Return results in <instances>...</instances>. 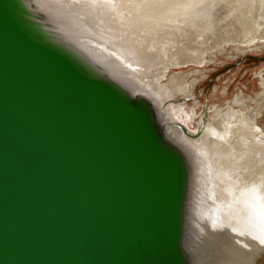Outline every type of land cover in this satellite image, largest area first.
I'll return each instance as SVG.
<instances>
[{"label": "water", "instance_id": "obj_1", "mask_svg": "<svg viewBox=\"0 0 264 264\" xmlns=\"http://www.w3.org/2000/svg\"><path fill=\"white\" fill-rule=\"evenodd\" d=\"M33 1L0 0V264H189L192 156Z\"/></svg>", "mask_w": 264, "mask_h": 264}, {"label": "bare ground", "instance_id": "obj_2", "mask_svg": "<svg viewBox=\"0 0 264 264\" xmlns=\"http://www.w3.org/2000/svg\"><path fill=\"white\" fill-rule=\"evenodd\" d=\"M164 1L33 2L60 22L68 20L58 24L100 51L105 71L128 88L133 100L144 99L154 109L166 141L192 156L189 264H256L264 256V132L257 126L264 112V76L257 73L262 92L256 98L240 91L224 107L213 106L208 119L196 121L200 105L188 107L187 101L194 99L201 80L196 76L204 73L199 67L217 63L228 44H234L232 54L241 55L250 49L246 46L264 42V0ZM191 65L187 73L175 72L158 84L171 69ZM169 105L196 126L185 128L201 132L199 138L176 124Z\"/></svg>", "mask_w": 264, "mask_h": 264}, {"label": "rangeland", "instance_id": "obj_3", "mask_svg": "<svg viewBox=\"0 0 264 264\" xmlns=\"http://www.w3.org/2000/svg\"><path fill=\"white\" fill-rule=\"evenodd\" d=\"M260 6L264 8V1ZM230 45L228 44L225 51L218 56L217 63L210 64L206 67H199V69L204 70V73L196 76L201 80L194 89V99L187 101L188 107H192L195 102H198L200 105L196 110V121L202 116L208 119L213 106L224 107L226 102L233 99L235 94L240 91L243 92L247 99L250 97L256 98L258 95L257 93L260 94L262 92L260 79L257 77V73L261 72L264 76V60H258L254 57H264V42L257 41L246 46L245 49H250L246 51L245 54L241 55L232 54L231 48L234 44L230 43ZM256 46L260 48L256 49ZM231 55L234 57H231ZM191 68L194 67L191 65L183 68H173L164 78L158 81V84L163 86L169 81L173 73L179 71L187 73ZM170 106L171 105H169V114L172 119L182 123L191 131L195 129V125H191L183 117L174 113L173 110L170 109ZM252 107L257 108L258 105L253 104ZM235 108L241 109L242 111L247 110L246 108H238L236 106ZM203 119L204 118H202V120ZM257 126L264 132V112L258 117ZM198 130L199 128H196L195 131ZM256 264H264V256L260 258Z\"/></svg>", "mask_w": 264, "mask_h": 264}, {"label": "flooded vegetation", "instance_id": "obj_4", "mask_svg": "<svg viewBox=\"0 0 264 264\" xmlns=\"http://www.w3.org/2000/svg\"><path fill=\"white\" fill-rule=\"evenodd\" d=\"M204 119L206 118L205 116L203 117ZM197 132V131H196Z\"/></svg>", "mask_w": 264, "mask_h": 264}]
</instances>
